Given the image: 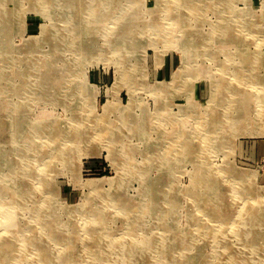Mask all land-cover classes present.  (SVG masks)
Instances as JSON below:
<instances>
[{
  "label": "rangeland",
  "instance_id": "374dc122",
  "mask_svg": "<svg viewBox=\"0 0 264 264\" xmlns=\"http://www.w3.org/2000/svg\"><path fill=\"white\" fill-rule=\"evenodd\" d=\"M74 1L92 0H52V3H57L50 9L53 21L56 19L51 25L49 13L46 7H41L43 3L40 0H0V110L4 114L5 122L9 126L12 124L16 126L13 130L9 129L7 134L2 136L3 141H0V200L13 199L11 204L16 211L13 210L9 218L17 220V224L7 225V219H9L7 216V219H4V225L0 224V231L4 228L12 232L18 229L41 228V224L33 221L39 209L34 211L32 205L35 199L39 201L44 196L52 195L56 212L55 218L52 216V227L57 232L63 231L65 224L72 227L76 223L67 209L84 205L88 209L80 216V220L84 222L88 219L93 210L101 211L105 219H101L100 222L106 224L107 232L114 236L112 240L127 232L126 235L129 238H136L137 241L150 238L156 245L165 235L161 218L163 213L168 211L165 208H169L170 196H166L167 201L164 203L161 192H170L173 189L170 185L173 184L176 188L178 207L168 218V222L174 229L176 228L175 230L184 232L183 239L186 241L189 242L193 238L192 242L195 245L193 250L185 253L188 256L186 261L198 253H201V258L206 260L212 259L219 253V258L223 257L226 260L229 257L227 253L229 251L224 249V246L228 241L235 256L246 260L242 262L243 264H264V241L261 238L253 240L250 238L243 242L238 237H234V232L230 231L232 228L236 230L233 227V221L244 217L243 207L250 205L260 210L262 214L258 218L260 226L263 227L259 234L264 236V96L259 98L261 108L258 112H256V99L252 94L255 93L254 88H249L244 95L246 101H242L244 98L241 101L239 98L233 99V106L237 112L233 115L237 116L229 127L232 130L228 129L229 143L225 145L223 140H220L216 146L217 150L211 154L207 151L200 153L199 150L201 144H205L203 141L212 140L216 132L214 128L212 133L204 131L210 120L216 117V113L209 111L213 117L207 118V111L204 110L214 97V81L219 80L220 87H224L232 77L229 75L228 79L224 78L222 75L224 73L221 72L224 71V66L222 69L221 66L225 63L227 65L225 68L230 73L235 72L239 75L241 72L235 70L241 59L234 58L233 66L226 52L222 50H239L242 43L220 42L216 36L212 35V28L222 18L229 23L244 21L246 24L252 21L256 24L255 27L258 28H253L256 37L249 39L252 45L249 43L247 48L252 55L259 53L263 57L258 72L261 75L257 86L259 88L264 82V0H224L225 3L230 4V8L233 7L228 8V13L215 9L223 0H219L218 3H216L217 0L210 1L211 9L208 8L201 17L191 15L188 18V32H178L177 39L172 37L173 42L166 44L162 36L158 34L155 40L157 43L149 44L146 48H144V40H140L141 44H135L140 34L137 21L141 18L153 24H161L166 11L164 0H133L134 3H131L133 6L129 3L131 0H100L102 6L99 9L100 14L111 18L114 9L117 10L114 13L117 16L114 23H118L119 27L118 42H122L121 39H123L124 45L132 47L126 53L124 60H126L127 69L133 67L134 73L130 77L136 82L130 85L131 89L128 85L122 84L117 90L113 87H116L119 82L117 80L120 72L118 62L121 61L118 60L120 58L116 52L114 56L113 52H110L112 47L105 39L108 31L106 27H110L107 20L99 19L89 23L91 24V32H89L93 33L91 41L87 39L90 33L86 34V28L78 33L65 31L62 33L63 39L56 37L55 40H42L45 26L55 25V28H52L53 35L56 34L58 25L59 29H62V23L57 22L69 17L73 7L67 6L66 2ZM175 1L178 2V0ZM155 14H158V17L154 16ZM1 25L5 27V30L9 29L10 33H13L7 34V40H3L5 36H3ZM148 37L144 36L145 39ZM2 42L8 46V49L2 45ZM90 42L95 44L92 53L85 55L79 52L80 49L89 47ZM156 50H161L164 54L162 63L159 65ZM187 50L190 53L188 57L190 62L186 80L178 88L176 87L177 89H172L160 97L156 96L155 88L174 78V74L183 64V55ZM203 50L205 54L201 55ZM209 50L217 54H212V57L208 53ZM94 54H100L103 57L94 59ZM54 73L55 82L52 80ZM193 74H196L194 75L196 78L192 77ZM60 75L63 76L62 79L59 78ZM29 88H33L32 95L26 92L32 91ZM132 98L134 102L129 110L131 117L128 118L136 119L138 127L148 124L149 130L147 129L144 133L136 132L138 134L133 135L132 131L126 132L121 128L126 134L123 136L122 131H119L116 133L115 141L112 142V137L108 133L111 132V127L114 128L126 117L127 111L122 109L130 105ZM217 104L214 105L215 109ZM245 105L246 112H241ZM107 106H112L110 108L112 111L104 115L102 119L98 118L97 116L101 115ZM214 108L212 111L215 112ZM167 117H169L168 120H166ZM205 117L206 119L203 120ZM130 123H127V125L130 124L127 127L137 126ZM28 125L30 132L23 130ZM51 127L67 131L69 137L75 138L77 148L73 147L66 161L59 159L54 162L50 157L52 154L45 153L46 150L41 152L45 154L37 156V149L45 145L49 137L54 136ZM180 131L186 132L185 136L192 139L193 148L199 151L197 157L188 158L185 161L173 159L165 165V168L159 169L152 152L167 146ZM223 145L226 146L227 151L221 149ZM31 146L34 148L30 149ZM202 158L208 164H212L219 173L209 177V181L217 183L224 190L222 207L221 205L218 207L224 210L223 214L228 221L226 224L217 225L223 228L214 234L215 236L218 234L219 239H216L213 234L201 235L197 231L199 230L197 222L205 220L204 212L212 208L217 209V206L211 204L203 211L199 209V202L194 201L189 195L193 189L191 182L199 181V171L208 169L203 165ZM45 161L49 166L48 169L43 168L39 172H47V181H50L52 185L44 186L45 189L42 190H35V187L39 188L42 183L38 179L40 178L38 172H35L40 164L37 162L45 163ZM127 162L135 166L134 170L129 172L123 181L116 183L115 188L111 190V182L108 179L117 176ZM240 171L250 175L238 181L237 174ZM101 178H104L102 184L98 182ZM234 179L238 184L233 183ZM156 182L161 184L159 188L161 192H155V197L152 198V190L158 188L153 186L152 189L150 186ZM5 186L18 191L19 195L25 191L32 195V199L26 200L24 204L19 203V208L15 204L16 195L2 194ZM97 186L103 195L111 193V197L108 198L110 200H94L92 191L97 189ZM201 187L203 186L199 188ZM32 188L35 191L30 194ZM252 190L262 194L257 204L252 199ZM121 194L128 200L135 201L134 215L120 210L118 205L112 206L111 199ZM205 203H201L200 206ZM44 204L51 209L53 207L50 202ZM85 225L87 226V223ZM85 228L83 227V230ZM102 230L103 226L100 225L98 231ZM74 231L76 233L77 230ZM83 234L82 236L87 238L72 244V251L66 252L67 257L62 264H87L85 261L90 255L86 252L88 247L86 242L93 233L92 235H86V232ZM221 234L227 241L222 239ZM177 244L182 242L178 241ZM49 245L50 250L53 251L54 245ZM160 245L162 246L163 243ZM89 247L91 250L97 249L96 252L100 254L103 247H106L105 238L98 240L92 248ZM185 251L187 250L176 249L173 253L182 254ZM155 252L158 253L154 250L148 261L155 263ZM190 252L194 254L189 256ZM144 259L139 261L144 262ZM224 260L222 264H226ZM89 262L95 264L93 258ZM242 263L233 262V264Z\"/></svg>",
  "mask_w": 264,
  "mask_h": 264
},
{
  "label": "bare ground",
  "instance_id": "6f19581e",
  "mask_svg": "<svg viewBox=\"0 0 264 264\" xmlns=\"http://www.w3.org/2000/svg\"><path fill=\"white\" fill-rule=\"evenodd\" d=\"M42 1V8L46 7L47 12L49 13V20L51 21L50 24L52 23L53 19L51 16L50 9L55 6V3H52V0H40ZM158 1V0H157ZM163 1V0H162ZM175 0H164V3L166 5V11L164 13L163 20L161 24L159 23H150L148 21H144L140 18L137 22L139 23V28H140V34L138 36V39L136 38L135 44H141L142 42L140 40H144V48L148 47L150 44H156L157 41L156 37L158 34L162 36V40L164 43H170L173 42V39H177V33L178 32H188V18L192 16H199L201 17L202 14L210 8V1H215V0H178V2L174 3ZM219 0H217L216 3H218ZM130 5L131 3H134L133 0L131 2L129 1ZM159 3V2H158ZM67 6L73 7L72 13L69 15V17L65 20L58 21L57 23H62L63 27L60 30V26L58 25L59 28H57L56 34H52V28H55V25L53 27H47L45 26L43 28V34H42V40H55L57 38H64L63 32L65 31H70L74 33H78L80 31H84L83 29L86 28V34L90 33V22L93 20L98 21L99 19L102 21H106L110 25V27H106V30H108L105 34V39L109 43V46H111L110 52L117 53L119 56L121 62H118L119 67H120V72H119V82L117 83V86L113 87L114 90H117L118 87H120L122 84L124 86L128 85V87L131 89L132 87L130 86L131 84L134 83V79L131 78L133 72V67H130L127 69L126 66V60H124L125 55L127 52L132 49V47H128L124 45L125 43L123 42H118V23H114V20L117 18V16L114 15V13L117 12V10L114 9V12L112 13L111 18L108 16H104L100 14L99 9L102 7L101 6V1L100 0H92V1H74V2H66ZM127 4V3H126ZM62 5V3H61ZM230 4H227L223 1H220L219 4L215 7V9H218V11H222L225 13H228L227 10L232 9L229 6ZM1 6V5H0ZM116 6V4H115ZM133 6V5H132ZM157 7V6H156ZM119 8V7H118ZM111 9V8H109ZM211 9V8H210ZM108 10V9H107ZM165 10V9H164ZM64 11V10H63ZM124 11V10H121ZM104 12V11H103ZM107 13V12H106ZM233 13V12H232ZM65 14V13H64ZM67 14V13H66ZM118 14V13H117ZM154 16L158 17V14H155ZM55 17V16H54ZM65 17V16H64ZM108 18V19H107ZM230 19V18H229ZM56 20V19H55ZM54 20V21H55ZM53 21V22H54ZM217 24L215 23L213 28H212V35L216 36V38L221 42L223 41L224 43H229V42H234V43H242V47L236 51H225L222 50V52H226L228 58L230 61H232V65L234 64V58L239 57L241 62L239 63L238 66H236L237 72H240L236 74L235 72H228V70L225 68L227 65H222L221 69L224 66V78L228 79V76L230 77V81H227L225 86L220 87V82L219 80L214 81V88H213V95L214 97L211 98L209 101V105L205 107L204 110L207 112V118L213 117L209 111L212 113H216V117L213 118L214 120H210V122L207 124V128L204 129L212 133V128L215 129V135L212 138V140L207 141L204 140L203 143L201 144L199 150L200 153L203 151H207L208 153H214L217 149L216 146L220 143V140H223L225 145H227L228 142V137L227 135L230 133L228 131L230 125L234 123V120L236 119L237 115H233L235 111V108L233 106V99L239 98L241 101H246V98L244 95H246L247 91L249 88H254L255 93H252L254 98L256 99V112L260 111V106L261 104L259 103V98L264 96V82L261 83V86L257 88L259 85V80L261 75L258 74L259 68L261 67V60H262V55L256 54L252 55L251 52H249L247 46H249V39H255L256 35L254 32L253 28H258L255 27L256 24H254L252 21L249 23H244V21H234L229 23L225 19L219 20ZM248 22V21H247ZM55 24V23H54ZM113 24V25H111ZM53 25V24H51ZM3 27V25H1ZM96 27V26H95ZM94 27H92L93 29ZM90 31V32H89ZM97 31V30H96ZM3 40L8 39L7 34H11L9 29L5 30V27H3ZM49 33V35H47ZM240 35L238 37V35ZM6 34V35H5ZM13 34V33H12ZM93 33L88 34L87 39L91 41L93 39L92 37ZM151 34L149 37L148 35ZM1 35V34H0ZM83 35V34H81ZM211 35V37H212ZM98 36V35H97ZM144 36L148 37V39L144 38ZM197 36V35H196ZM132 37V36H131ZM164 37V38H163ZM199 37V36H198ZM82 38V37H81ZM32 40L36 41L35 39L32 38ZM147 40V41H146ZM88 41V42H89ZM36 43H38L36 41ZM89 47H85L83 50H79L81 53H85V55L92 53V49L95 46L94 41L90 42ZM147 43V44H146ZM186 43V42H185ZM202 43V42H201ZM211 43V42H210ZM212 44V43H211ZM216 44V43H215ZM2 45L3 42H2ZM187 46V43L185 44ZM189 45V44H188ZM195 45V44H194ZM252 45V43H251ZM107 46V45H106ZM108 46V47H109ZM143 46V45H142ZM208 46V45H207ZM6 49H8L7 45H4ZM190 47V46H189ZM188 48V47H187ZM98 49V48H97ZM103 49V48H102ZM140 49V48H139ZM90 50V51H88ZM101 50V49H100ZM109 50V49H108ZM107 50V51H108ZM212 50V49H211ZM88 51V52H87ZM105 51V50H104ZM161 50H156L157 53V61L158 65L162 63V57H163V51ZM194 51V50H193ZM192 51V52H193ZM207 51V50H206ZM210 51V50H209ZM95 52V51H93ZM97 52V51H96ZM211 52V53H210ZM208 52L209 55L213 57L212 54H217L213 53L212 51ZM220 52V53H222ZM205 54V51L203 50L201 52ZM219 54V52H218ZM94 59L95 58H100L103 57L100 54H94ZM190 56V53L187 51L184 52L183 55V64L179 67L177 72L174 74V78L166 83V84H160L157 86L156 89V96L160 95H165L172 89H177L178 86L186 80V75H188V65H189V59L188 57ZM124 63H123V60ZM226 61V60H225ZM234 66V65H233ZM220 69V70H221ZM193 74L192 77H194ZM52 80L55 82L56 80V75H52ZM212 77V76H211ZM51 78V77H49ZM55 78V79H54ZM60 79L63 78L62 75L59 76ZM118 78V77H117ZM213 79V78H211ZM222 81V80H221ZM136 82V81H135ZM177 87V88H176ZM134 88V86H133ZM32 91H26L29 95H32L33 93V88H29ZM223 89V90H221ZM222 92V93H221ZM258 93V94H256ZM262 93V94H261ZM223 95V96H222ZM222 96V98H221ZM241 98V99H240ZM261 100V99H260ZM220 101V102H219ZM134 102V99H131V103L128 107L123 108L122 110L127 111L126 117L122 119V121H119V124H116V126L112 128L111 132L108 134L112 137V142L115 141L116 139V133L119 131H122L121 128L124 129V131H129L133 133V135H137L139 133H144L150 126L147 124L144 125V127H138L136 123V119L128 118L131 117V114L129 113L131 110V105ZM261 102V101H260ZM215 103H218L216 105V109L214 108ZM222 103V104H221ZM243 106V105H242ZM263 106H264V97H263ZM112 106H107L105 111L97 116L98 118H103L104 115L108 114L109 112L112 111L110 109ZM215 109L212 111V109ZM117 110V108H114ZM219 110V111H217ZM217 111V112H216ZM209 112V113H208ZM241 112H246V105L242 107ZM219 113V114H217ZM237 113V112H236ZM239 116V115H238ZM169 117L166 118L168 120ZM264 118V117H263ZM201 119V118H200ZM203 118V120H205ZM134 120V121H133ZM132 122L135 126L133 127H127L130 125ZM127 123H130L127 125ZM168 124V123H167ZM206 125V124H205ZM157 126V125H156ZM13 124L9 126L5 122L4 114L0 110V141H3L2 139L4 135H6L9 129L15 128ZM51 132L53 133V137H49L47 141H45V145L41 146V148L37 149V156H41L42 154L49 153L52 154L50 157L54 160V162L59 161V159H62L66 161L67 156L70 154L72 151L73 147H76L77 143L75 141V138L69 137L67 134V131L61 130V129H56L54 127H51ZM23 130L30 132L31 129L28 126H26ZM149 130V129H148ZM232 130V129H231ZM122 131L121 134L123 136L126 134V132ZM186 132L180 131L176 137L172 138L170 142L168 143L167 146H163V148L156 149L154 152H152L154 156V160L158 162L157 167L159 169L165 168L166 164L169 163L171 160H177L181 159L183 161L188 160V158H196L197 154L199 153L198 150L194 149L192 146V139L190 137L185 136ZM24 134V133H23ZM107 134V135H108ZM37 138H41L40 136H37ZM11 140V139H10ZM8 142V141H7ZM168 142V141H167ZM5 145V144H4ZM223 145L221 149L224 151H227L226 146ZM208 149H207V147ZM34 147L31 146L30 149H33ZM77 148V147H76ZM79 149V148H78ZM45 151V153H41L42 151ZM210 150V152H209ZM219 150V149H218ZM149 151V150H148ZM112 153V151H111ZM148 158V157H147ZM130 160V159H129ZM152 161V159L150 160ZM149 161V162H150ZM195 162V161H194ZM40 163L37 166V169L35 172H38L40 178V187L36 189L42 190L45 189L44 186H51V182L47 181L48 173L45 171L39 172V170L43 168L48 169V164L45 161L44 162H37ZM202 163L205 167L208 169H201L198 174V180L199 181H192L191 184L193 186V189H191V192L189 193L190 197L193 198L194 201L199 202V209H206L208 206L211 204H214L217 206V209H213L207 212H204V219L202 221L197 222L199 226V234L201 235H214L219 230H222L223 228H219L217 225H223L226 224L228 221V218H226L223 214L224 210L218 205H221L222 207V202L223 200V194L224 190L222 189V186H218L217 183L209 181V177L215 174H219L216 169L212 167V164H208L205 162L202 158ZM135 166L130 164L129 162L126 163L124 168H121L120 173H118L117 176L114 178H109L108 180L111 182V187L110 189L113 190L115 188L116 183L119 181H123L125 179V176L133 171ZM248 173L240 171L237 176L238 181H242L244 177H247ZM18 177V175L16 176ZM16 179V178H15ZM207 181L205 182V180ZM104 178H101L98 180L100 184H102ZM237 180H233V183L238 184ZM24 183V182H23ZM164 183V182H163ZM11 184V183H10ZM13 186V185H12ZM153 186L158 188V189H153ZM161 184L156 182L153 183L150 187H152V198L155 197L154 193L155 192H161L159 190ZM200 186H203L199 188ZM14 187V186H13ZM97 189H94L93 196H95L94 200H104L106 201L108 198L111 197V193L108 192V194L103 195L102 191L100 192L101 189H99V186H97ZM173 188L170 192H161L162 196L164 197V203L167 201L166 196H170L168 199V206L169 208H165V210H168L167 212L163 213V216L161 218V224L164 225V231L165 235L157 242V246L154 243V240L150 238H145L142 241H137L135 238H129L127 232L123 236L116 237V239L112 240L114 236L109 234L107 232L106 224L104 222H100L101 219H105L104 216L102 215L101 211H94L91 212V216L88 219H85L84 222L80 220V216L83 215L85 211H87V206L84 205H79L75 206L72 208L67 209V211L70 213L71 218L73 217L74 226H69L66 224L64 225L65 229L61 232H57L53 229L52 224V216L55 218V209L53 206V196H44L42 197L39 201H34L32 205V209L36 211L37 210V216L34 217V222L41 224V228L39 229H25L21 230L18 229L15 232L9 231L8 228L1 229L0 231V263L2 264H23L26 262V264H62V262L66 259L67 254L66 252L71 253L72 249L71 246L72 244L85 240L87 237L82 236L84 235L83 233L86 232V235H93L91 238L86 242L88 244V247L86 249V252L88 255V259L85 261L87 264H93L90 263L89 260L93 258L95 264H222L223 262V257L220 259L219 258V253H217L212 259L209 258V260H206L205 258H201V253H198L196 256L190 257L185 260L188 256L185 254L186 252H189L190 250H193L195 248L193 241V238L190 239V241H186L183 239L184 232H180L179 230H175L168 222V218L175 213L174 210H177V198H176V188L173 184L170 185V188ZM252 188V185L250 186ZM148 188V187H147ZM21 189V188H20ZM34 188L30 190V194L35 191ZM21 191V190H20ZM23 191V190H22ZM2 194L8 195V194H14L16 195V203L19 206V203L24 204L26 200H31L32 195L27 194L25 191H23L20 195L18 191H15L13 188H10L9 186L2 189ZM95 194V195H94ZM158 194V193H157ZM156 194V195H157ZM252 199L254 202L257 204V201L261 199V195L259 192H254L252 190ZM218 196V197H217ZM239 198V197H238ZM241 199V198H239ZM13 199H1L0 200V224L3 226L4 225V219H7V216L9 218V215L11 212H13L14 208L13 205L11 204V201ZM110 200V199H108ZM111 204L112 206L118 205L120 207V210L122 211H127L129 213H132L134 215V206H135V201L132 202L128 200L127 198L123 197V195L117 196L115 199H111ZM154 203V199H152ZM50 202L51 205L53 206L52 209L48 207L46 204L43 205V203ZM206 202L203 206H200L201 203ZM247 203V202H246ZM244 203V204H246ZM38 205V208H37ZM89 205V204H88ZM89 207V206H88ZM91 207V206H90ZM94 207V206H93ZM16 211V210H14ZM164 212V211H163ZM243 213L244 217L239 219V220H234L233 221V227L235 229H231L230 231L234 232V237H238L240 240H243L245 242L246 239H258L261 238L264 241V236L262 237L260 230L263 229V227L260 226L259 220L261 212L260 210H257L253 208L250 205H245L243 207ZM209 219V220H208ZM80 221V223H79ZM107 221V220H106ZM105 221V222H106ZM208 221V222H207ZM232 221V220H231ZM258 221V222H257ZM83 222V226H82ZM87 223V226L85 225ZM17 224V220L15 218H9L7 219V225H14ZM71 224V223H70ZM212 224V225H211ZM100 225L103 226L102 231H98ZM108 225V224H107ZM83 227H86L83 230ZM80 228V230H78ZM74 230H77L76 233ZM105 230V231H104ZM4 231V232H3ZM74 231V232H73ZM226 233H228L226 231ZM134 237L135 235L132 234ZM137 235V234H136ZM144 235V234H143ZM200 235V236H201ZM218 235V234H217ZM217 235L214 237L216 239H219ZM198 236V238L200 237ZM222 236V234H221ZM261 236V237H260ZM146 237V236H145ZM105 238V244L106 247H103L102 252L98 254L96 250H91L89 246L96 245L98 240H102ZM222 239L226 240L224 235L222 236ZM229 240V239H228ZM182 242V244H177V242ZM227 241V240H226ZM187 242V243H185ZM163 245L161 246L160 244ZM54 245V250H50V245ZM66 244V245H65ZM229 242L227 241L225 243V248L229 252V257L224 260L227 263L233 264V262H245L244 259L239 258L235 256V252L231 251V246H229ZM246 244V243H245ZM66 246V247H65ZM58 247V248H56ZM158 248V249H157ZM188 248V249H187ZM180 249L182 250H187L185 252L180 253H173V251ZM154 250H157L158 253L155 254L154 256V262L152 263L148 261L152 253H154ZM235 250V249H234ZM162 252V253H161ZM238 252V251H237ZM226 253V254H227ZM239 253V252H238ZM178 254V255H176ZM194 253L189 254L192 255ZM223 254V255H226ZM237 254V253H236ZM222 255V256H223ZM179 256V258H177ZM246 256V255H245ZM40 258V260H39ZM145 258V259H144ZM153 258V257H152ZM264 258V257H263ZM140 259H144V262L139 261ZM264 261V259H263ZM242 263V264H243Z\"/></svg>",
  "mask_w": 264,
  "mask_h": 264
}]
</instances>
